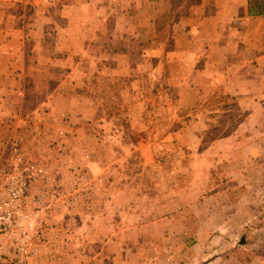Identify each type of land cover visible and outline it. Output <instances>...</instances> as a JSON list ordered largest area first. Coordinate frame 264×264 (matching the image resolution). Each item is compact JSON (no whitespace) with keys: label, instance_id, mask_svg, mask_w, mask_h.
<instances>
[{"label":"rangeland","instance_id":"rangeland-1","mask_svg":"<svg viewBox=\"0 0 264 264\" xmlns=\"http://www.w3.org/2000/svg\"><path fill=\"white\" fill-rule=\"evenodd\" d=\"M12 1L27 52L32 6ZM70 57L69 68L55 53L35 60L27 75L10 58L0 81V183L13 147L44 169L31 194L49 206L51 264H264V89L254 100L190 90L204 80L201 58L113 76ZM67 98L94 102L90 120L57 117L49 104L61 111Z\"/></svg>","mask_w":264,"mask_h":264},{"label":"crops","instance_id":"crops-1","mask_svg":"<svg viewBox=\"0 0 264 264\" xmlns=\"http://www.w3.org/2000/svg\"><path fill=\"white\" fill-rule=\"evenodd\" d=\"M17 1L22 0L12 2ZM27 1L32 6L26 32L29 49L20 52V42L26 41L19 25L20 17L12 12L7 14L6 6L10 2L0 0L1 82L9 74L6 65L10 58L14 59L12 68L17 63L13 71L27 75L38 66L35 60L46 62L55 53L59 66L69 68L68 59L74 56L80 62L98 65L99 74L113 76L128 75L132 70L144 73L149 63L160 71L165 57L176 61L186 59L189 66L201 58L203 67L195 73L204 80L201 84H190V90L210 92L224 88L233 94L247 90L246 94L254 100V94L264 89V0ZM166 10L170 11L169 16H164ZM166 19L177 24H171L173 51L165 54ZM133 37L139 38V48L133 44ZM134 51L138 62L129 65ZM66 78L60 80L62 86L69 84ZM75 102L78 108L73 110ZM58 103L49 104L51 108L54 106V114L77 117V123L90 120L83 106L95 104L67 98L60 102L65 104V109L60 111Z\"/></svg>","mask_w":264,"mask_h":264},{"label":"built area","instance_id":"built-area-1","mask_svg":"<svg viewBox=\"0 0 264 264\" xmlns=\"http://www.w3.org/2000/svg\"><path fill=\"white\" fill-rule=\"evenodd\" d=\"M12 151L0 183V264H51L52 257L46 255L52 247L49 206L39 194H31L44 169L25 163L16 148Z\"/></svg>","mask_w":264,"mask_h":264}]
</instances>
